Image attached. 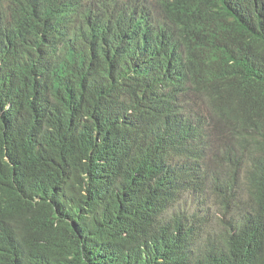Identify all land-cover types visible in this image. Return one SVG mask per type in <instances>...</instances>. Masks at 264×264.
<instances>
[{"label": "trees", "instance_id": "trees-1", "mask_svg": "<svg viewBox=\"0 0 264 264\" xmlns=\"http://www.w3.org/2000/svg\"><path fill=\"white\" fill-rule=\"evenodd\" d=\"M0 264H264V0H0Z\"/></svg>", "mask_w": 264, "mask_h": 264}, {"label": "rangeland", "instance_id": "rangeland-1", "mask_svg": "<svg viewBox=\"0 0 264 264\" xmlns=\"http://www.w3.org/2000/svg\"><path fill=\"white\" fill-rule=\"evenodd\" d=\"M228 145L227 144H223V143H219L216 147H215V151L221 156V155H227V148ZM233 158V157H232ZM210 165H213V163H210ZM211 202L209 201L208 204H210ZM212 206H214V203H211Z\"/></svg>", "mask_w": 264, "mask_h": 264}, {"label": "bare ground", "instance_id": "bare-ground-1", "mask_svg": "<svg viewBox=\"0 0 264 264\" xmlns=\"http://www.w3.org/2000/svg\"><path fill=\"white\" fill-rule=\"evenodd\" d=\"M236 8V7H235ZM170 70V69H169ZM180 80V79H179ZM181 83V82H180ZM185 83V82H184ZM178 113H180V112H178ZM175 115V114H174ZM231 117V116H230ZM239 124V123H238ZM244 126H246V125H244ZM237 131V130H236ZM236 133V132H235ZM234 134V133H233ZM246 135V134H245ZM193 232V231H192Z\"/></svg>", "mask_w": 264, "mask_h": 264}, {"label": "clouds", "instance_id": "clouds-1", "mask_svg": "<svg viewBox=\"0 0 264 264\" xmlns=\"http://www.w3.org/2000/svg\"><path fill=\"white\" fill-rule=\"evenodd\" d=\"M217 146V145H216ZM216 146H214V147H216ZM214 147H212V148H214Z\"/></svg>", "mask_w": 264, "mask_h": 264}]
</instances>
